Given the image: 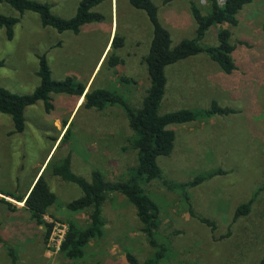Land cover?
Listing matches in <instances>:
<instances>
[{
	"label": "rangeland",
	"instance_id": "rangeland-1",
	"mask_svg": "<svg viewBox=\"0 0 264 264\" xmlns=\"http://www.w3.org/2000/svg\"><path fill=\"white\" fill-rule=\"evenodd\" d=\"M36 1L49 4L56 16L70 19L82 0ZM225 1L218 0L221 6ZM152 2L171 35L173 48L196 37L192 5L203 15L211 9L210 0ZM95 11L104 21L79 34L45 28L39 15L30 12L21 17L12 40L0 27V61L5 62L0 69V87L20 95L33 93L40 84L38 56L46 54L54 80L71 76L86 89L122 95L139 109L150 88L145 58L153 26L146 13L133 8L128 0H106ZM0 13L19 17L2 2ZM238 20L236 27H211L201 42L203 47H216L218 33L229 30L230 42L236 45L233 74H225L205 54L166 69L168 84L161 114L183 109L205 111L213 102L237 113L171 126L176 133L175 148L169 157L160 158L159 164L164 180L176 187L170 189L159 181L141 183L158 207L157 240L168 247L161 264H261L264 258V0L245 6ZM117 33L124 45L113 51ZM112 51L122 61L114 68L108 59ZM83 101L84 97L78 101L52 95L55 109L50 114L43 102L27 108V127L22 134H12L11 117L0 113V200L8 202L0 201V264H11L8 249L12 246L18 264H128L126 251L141 262L153 257L136 208L123 195L112 194L102 208L103 235L84 249L81 259H70L62 247L51 262L43 260L55 223L68 226L67 236L71 226L84 230L91 223L90 210L68 209L69 203L82 196V190L55 176V167L70 157L76 175L91 181L92 172L100 171L107 181L114 182L128 181L137 167L134 134L123 109L115 106L97 111L81 107ZM62 120L68 122L67 127ZM42 167L56 195V203L44 216L49 228L38 226L20 202L26 199ZM215 172L222 173L198 186H177ZM250 201L251 213L235 219L237 209ZM197 218L213 221L217 230L213 232Z\"/></svg>",
	"mask_w": 264,
	"mask_h": 264
},
{
	"label": "trees",
	"instance_id": "trees-1",
	"mask_svg": "<svg viewBox=\"0 0 264 264\" xmlns=\"http://www.w3.org/2000/svg\"><path fill=\"white\" fill-rule=\"evenodd\" d=\"M104 1L106 0H82L75 16L70 19H63L53 14L51 6L47 3L36 0H0L19 14V17H13L0 13V27L5 29L7 39L12 40L15 35V27L20 22L21 17L30 12L39 15L41 24L45 28L55 29L59 33L79 34L83 28L104 21L103 15L95 11ZM252 1L226 0L225 4L221 6L218 0H210L211 9L207 15H203L195 5H192L191 11L198 26L196 37L182 40L173 48L171 35L161 24L158 7L152 0H128L133 8L146 13L153 26V40L149 54L145 58L150 88L139 109L133 108L122 95L114 94L107 89L90 88L89 92L85 94L86 85L76 81L71 76H67L62 81L54 80L46 54L38 56L39 70L37 75L40 78V84L33 93L20 95L0 87V113L11 117L14 125L12 134L25 132L27 127L25 111L27 108L43 102L46 113L50 114L55 109L52 95L79 99L85 94L81 107L103 111L108 107L118 106L123 109L128 118L129 127L134 134L132 145L137 151V167L128 181H107L100 171H93L91 181H88L72 171L70 157H67L59 166L54 168L55 176L76 184L82 190V196L69 203L68 209L72 212L91 211V223L86 229L78 230L75 226H71L63 246V252L70 259H81L84 256V249L89 243L102 237L105 225L102 219V208L112 194L123 195L134 205L137 217L144 226L149 246L154 250L153 257L144 262H141L135 254L126 251L125 256L128 264H161L166 257L168 247L160 243L156 237L160 228L158 207L141 187V183L159 181L170 189L176 187L175 184L164 180L163 170L159 164V159L169 157L175 148L176 133L171 129V126L185 125L200 119H211L215 116H228L237 113L236 110L221 107L217 102H213L211 107L205 111L183 109L161 114L160 108L168 84L166 69L183 60L205 54L218 64L225 74H233L237 69L232 57L236 45L230 42V31L223 29L218 33L219 45L216 47H203L201 42L213 26L224 24L232 27L238 26V15ZM240 44L244 43L240 42ZM123 45L124 39L117 33L113 39L112 50L116 51ZM113 51L108 55V59L110 67L114 68L122 61ZM4 66L5 62L0 61V69ZM62 125L65 128L68 126V122L62 120ZM70 128L71 125L67 129L64 139L69 136ZM220 173L222 172H215L208 177L198 176L192 182L177 186L181 188L195 187L209 177ZM261 190H264V186ZM0 201L5 202V200ZM24 201L23 199L20 200V202ZM24 203L31 219L38 226H45L44 216L48 209L56 203V195L51 191L45 174L39 177ZM252 203L253 201H250L241 205L236 211L235 219L248 216L252 210ZM197 219L209 226L213 232L217 230V225L213 221L204 218ZM47 227L49 228V226ZM8 250L11 264H18L15 249L9 248ZM261 264H264V258Z\"/></svg>",
	"mask_w": 264,
	"mask_h": 264
},
{
	"label": "built area",
	"instance_id": "built-area-1",
	"mask_svg": "<svg viewBox=\"0 0 264 264\" xmlns=\"http://www.w3.org/2000/svg\"><path fill=\"white\" fill-rule=\"evenodd\" d=\"M68 231L69 230L67 225L55 223L47 241V246H46L47 256L54 257L60 254L63 244L66 241Z\"/></svg>",
	"mask_w": 264,
	"mask_h": 264
},
{
	"label": "crops",
	"instance_id": "crops-1",
	"mask_svg": "<svg viewBox=\"0 0 264 264\" xmlns=\"http://www.w3.org/2000/svg\"><path fill=\"white\" fill-rule=\"evenodd\" d=\"M79 100H80V98L78 99V101H79ZM42 169H44V167H42ZM42 169H41V170H42ZM38 174L40 175V172H39ZM38 174H37L36 178H38ZM36 178H35V180H36ZM35 180H34V181H35ZM24 204H25V203H24ZM92 241H93V240H92ZM92 241H91V242H92ZM91 242H90V243H91ZM90 243H89V245H90ZM89 245H88V246H89ZM88 246H87V247H88ZM12 248H14V247L12 246ZM14 249H15V248H14ZM15 251H16V250H15ZM16 254H17V253H16ZM17 257H18V256H17ZM42 257H43V260H44L45 262H51V260L54 259L56 256H54V257H49V256L46 255V251L44 250V252H43V254H42ZM126 261H127V260H126ZM10 263H11V259H10ZM127 263H128V262H127Z\"/></svg>",
	"mask_w": 264,
	"mask_h": 264
},
{
	"label": "water",
	"instance_id": "water-1",
	"mask_svg": "<svg viewBox=\"0 0 264 264\" xmlns=\"http://www.w3.org/2000/svg\"><path fill=\"white\" fill-rule=\"evenodd\" d=\"M89 90H90V88H89V89H86L85 94H86L87 92H89ZM85 94L83 95L84 99H85ZM83 102H84V101H83ZM82 104H83V103H82ZM82 104H81V106H82ZM72 114H73V113H72ZM71 123H72V122H71ZM42 175H44V169L40 170V175H39V177H41ZM39 177L37 178V180L39 179ZM37 180L35 181V183L37 182ZM35 183H34V185H35ZM34 185H33V186H34ZM32 188H33V187H32ZM31 190H32V189H31ZM31 190L28 191L29 193H28L27 197L29 196ZM27 197H26V199H27ZM26 199H25V201H26ZM25 201H24V202H25Z\"/></svg>",
	"mask_w": 264,
	"mask_h": 264
}]
</instances>
